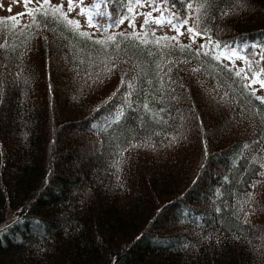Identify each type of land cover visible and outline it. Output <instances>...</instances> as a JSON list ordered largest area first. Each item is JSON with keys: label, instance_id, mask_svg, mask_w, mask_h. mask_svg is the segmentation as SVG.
<instances>
[{"label": "trees", "instance_id": "1", "mask_svg": "<svg viewBox=\"0 0 264 264\" xmlns=\"http://www.w3.org/2000/svg\"><path fill=\"white\" fill-rule=\"evenodd\" d=\"M77 5L0 18V264H264V0Z\"/></svg>", "mask_w": 264, "mask_h": 264}, {"label": "rangeland", "instance_id": "2", "mask_svg": "<svg viewBox=\"0 0 264 264\" xmlns=\"http://www.w3.org/2000/svg\"><path fill=\"white\" fill-rule=\"evenodd\" d=\"M43 0H40V3H42ZM50 3L52 4H64L69 11L68 3L69 0H50ZM72 8L69 11L70 15L73 17H76L78 20H82V16L79 13V7L77 5V0H71ZM39 5L36 3V0H0V18L2 19H20L23 20L26 18V16L32 12L36 7ZM155 28L160 34H166L171 33L172 30L168 29L166 25H160L157 23H154ZM190 28L189 23L186 24L181 30L180 33L181 36H179L182 40H189L194 42L196 45H203L201 41H195L194 35L188 32V29ZM261 98L264 102V93L261 92Z\"/></svg>", "mask_w": 264, "mask_h": 264}, {"label": "snow or ice", "instance_id": "3", "mask_svg": "<svg viewBox=\"0 0 264 264\" xmlns=\"http://www.w3.org/2000/svg\"><path fill=\"white\" fill-rule=\"evenodd\" d=\"M29 2H31V0H29ZM36 3L39 5L38 6V8L37 9H35L34 10V12L33 13H30L29 15H31V17H32V21H33V23H36V14L35 13H37V12H39L41 15H47V12H43V11H41L45 6H48L49 5V3H50V0H43V3L41 4L40 3V0H36ZM68 8H69V11L71 10V8H72V3H71V0H69V3H68ZM52 11L54 12V13H59L60 11H61V9L60 8H53L52 9ZM15 19V18H14ZM68 24H72L73 22L72 21H70V20H67L66 21ZM123 21H121V23H122ZM146 22H147V20H146ZM155 23H157V24H159V23H161V21L160 20H156L155 21ZM169 23H171V21H169ZM38 26V25H37ZM131 26V25H130ZM75 27H79L78 25H75ZM177 31H179V29H177ZM188 32L189 33H192L193 32V29H191V28H189L188 29ZM198 34V33H197ZM0 47H3V45H0ZM261 87H264V83H261Z\"/></svg>", "mask_w": 264, "mask_h": 264}]
</instances>
